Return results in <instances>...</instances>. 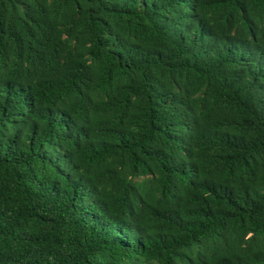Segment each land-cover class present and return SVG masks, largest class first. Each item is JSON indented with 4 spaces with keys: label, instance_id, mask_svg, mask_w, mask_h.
Listing matches in <instances>:
<instances>
[{
    "label": "trees",
    "instance_id": "obj_1",
    "mask_svg": "<svg viewBox=\"0 0 264 264\" xmlns=\"http://www.w3.org/2000/svg\"><path fill=\"white\" fill-rule=\"evenodd\" d=\"M0 264H264V0H0Z\"/></svg>",
    "mask_w": 264,
    "mask_h": 264
}]
</instances>
